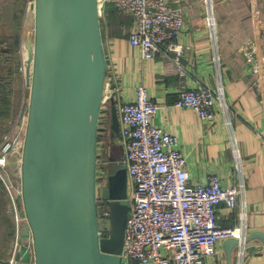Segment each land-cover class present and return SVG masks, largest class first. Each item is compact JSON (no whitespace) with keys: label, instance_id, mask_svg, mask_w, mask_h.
<instances>
[{"label":"crops","instance_id":"crops-1","mask_svg":"<svg viewBox=\"0 0 264 264\" xmlns=\"http://www.w3.org/2000/svg\"><path fill=\"white\" fill-rule=\"evenodd\" d=\"M169 2L184 9L178 60V51L166 47L154 58L144 59L141 48L129 38L134 16L111 4L105 7L103 41L120 101L135 99L137 86L145 84L160 103L155 121L178 137L192 179L204 180L216 171L224 186L243 185L236 207L217 205V222L224 227L244 225L247 233L264 229V93L256 88L255 74L242 50L244 42L254 40L264 53V0ZM27 4V0L7 1L0 15V112L4 110L0 113V143L14 127L22 102L12 96L15 88L21 94L24 89L18 65L30 55L33 58ZM210 9L215 26L207 20ZM202 84L224 91L226 105H217L218 119L213 123L204 121L191 107L174 104L181 89ZM10 165L15 168V161ZM247 242L244 252L240 245L234 248L232 264H264L259 253L262 241ZM223 243L217 244L216 254L206 264H230Z\"/></svg>","mask_w":264,"mask_h":264},{"label":"water","instance_id":"water-1","mask_svg":"<svg viewBox=\"0 0 264 264\" xmlns=\"http://www.w3.org/2000/svg\"><path fill=\"white\" fill-rule=\"evenodd\" d=\"M34 50L28 122L22 154V192L36 264H122L129 215L128 170L110 167L98 192L99 122L108 72L98 0H34ZM110 130L120 119L110 103ZM99 197L109 236H100ZM260 239L254 229L223 246Z\"/></svg>","mask_w":264,"mask_h":264},{"label":"built area","instance_id":"built-area-1","mask_svg":"<svg viewBox=\"0 0 264 264\" xmlns=\"http://www.w3.org/2000/svg\"><path fill=\"white\" fill-rule=\"evenodd\" d=\"M98 4L101 17L109 4L134 16L135 24L129 38L132 45L141 48L144 59L154 58L164 47L178 51L176 59H179L181 45L177 40L185 27L183 7L169 0H98ZM207 20L215 26L212 9ZM242 50L255 74L256 88L264 93V53L258 50L254 40L244 42ZM22 63L24 71L26 65ZM114 80V73L108 70L99 132L107 138L110 103L114 99L118 106L119 141L124 146L123 160L130 189L122 264H206L207 258L216 254L220 241L229 237L244 239L247 235L244 225L224 227L215 216L217 205L221 203L233 208L238 205L243 185L224 186L216 171L204 180L194 181L178 137L155 121L160 103L152 98L148 87L139 84L135 99L120 101ZM29 102L30 95L28 112ZM174 104L193 108L208 123L218 119L217 105H226L223 88L214 91L205 84L181 89ZM28 112L20 126L15 121L0 143V178L9 197L15 232L11 256L0 260V264H36L33 234L22 192V154ZM105 138L99 141L97 151L99 193L107 185L105 180H100L102 169L99 165L106 161ZM101 143L102 149L99 148ZM99 150L104 157H99L102 156ZM13 157L18 160L14 172L10 165ZM109 216L108 205L99 197L100 236L110 235L106 229ZM247 243L240 244L241 251H245ZM259 253L264 258L263 242Z\"/></svg>","mask_w":264,"mask_h":264},{"label":"rangeland","instance_id":"rangeland-1","mask_svg":"<svg viewBox=\"0 0 264 264\" xmlns=\"http://www.w3.org/2000/svg\"><path fill=\"white\" fill-rule=\"evenodd\" d=\"M7 1L10 3L11 0H0V15H1V10L4 4L7 3ZM27 6H28V24H30V32L32 33L30 36L33 39L34 38V22H35V1L34 0H27ZM32 43L33 40L28 39V43ZM27 43V45H28ZM34 45H32V48H29V50L31 49L33 52ZM27 47H25V51H24V55L27 56V54L29 53V51H27ZM32 54V53H31ZM24 56V57H25ZM33 58L30 55V57H26L23 59L24 63H25V69L23 71V61L21 62V64L18 65V69L20 67V77H23V84H24V89L22 91H20V88H15V90H13L14 94H12V96H16V100L19 101V98L22 99V102L20 104V108L18 109V112L15 116H17L14 118V120L16 119L18 121V124L20 126L21 122L25 119L26 117V113L28 112V100H29V95H30V74L32 72V64H33ZM22 67V69H21ZM19 71V70H18ZM20 92V93H19ZM110 110H111V106H110ZM19 114V115H18ZM109 127H108V131H107V138H105V147H107V154H106V161L105 164L101 163L99 164L102 169V173H101V178L100 180H105V182H107V178H108V173L110 170V167L116 166L118 163L123 164L124 160H123V152H124V146L123 144L119 141V138L117 135L113 134V132L110 130V118H109ZM99 148H104L103 144L101 143ZM102 151V150H101ZM100 152V150H99ZM102 154V156L99 157H104V153L100 152ZM102 160V159H101ZM15 161V168H17L18 166V160L16 157L11 158L10 160V164ZM15 168H13V172L15 170ZM104 174L106 175V177H103ZM4 187V184H3ZM5 190V188H3ZM129 188H128V192H129ZM4 191L0 190V260H4V259H8L11 256L12 250H13V246H14V229H12V234H10L11 232V227L8 223V219L7 217L10 218V221L12 220V216L10 214V207H9V197L7 195V192L5 190L6 193H3ZM13 223V221H12ZM14 227V226H13ZM32 254L34 255V253L32 252Z\"/></svg>","mask_w":264,"mask_h":264},{"label":"trees","instance_id":"trees-1","mask_svg":"<svg viewBox=\"0 0 264 264\" xmlns=\"http://www.w3.org/2000/svg\"><path fill=\"white\" fill-rule=\"evenodd\" d=\"M102 22V21H101ZM4 110L2 109V112H0V113H4L3 112ZM100 131V130H99ZM105 137H104V134H102V133H100L99 132V141L100 140H103ZM100 143V142H99ZM4 187H3V181H2V179L0 178V190H2V191H4L3 193H6L5 192V190L3 189ZM7 219H8V223H9V225H10V227H11V232H10V234H12V229H14V225H13V223H12V220L10 221V218L9 217H7Z\"/></svg>","mask_w":264,"mask_h":264}]
</instances>
